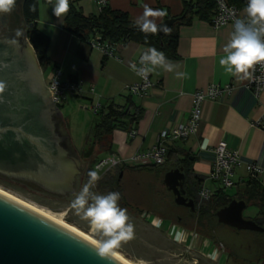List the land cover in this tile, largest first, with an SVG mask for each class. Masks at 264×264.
<instances>
[{
    "label": "crops",
    "instance_id": "0c3cea01",
    "mask_svg": "<svg viewBox=\"0 0 264 264\" xmlns=\"http://www.w3.org/2000/svg\"><path fill=\"white\" fill-rule=\"evenodd\" d=\"M55 2L56 0L49 3L39 0L36 24L50 39L48 48L50 67L46 70V77L39 65L38 67L43 80H48L49 72L55 67L60 71L61 81L82 80L85 89L83 94L67 93L59 106L60 114L61 107L66 108L74 102L77 105L80 102L78 106L84 110H88L84 106L94 103H99L101 109H105L111 103L123 104L125 96L129 95L127 86L139 80L130 65L135 63L148 47L140 43L127 42L116 47L113 56L106 57L98 49L63 29L65 16L58 18L53 14L52 7ZM72 2L86 15L97 14L100 10L95 0ZM144 4L152 8L165 9L168 15L163 20L178 16L183 9L182 0H106L107 6L127 12L132 21L142 14ZM15 10L18 12L17 6ZM9 14L11 11L0 13V24L3 27L4 21L5 26L9 22ZM232 31L230 25L216 27L210 21L196 17L189 24L180 25L177 28L176 57L169 59L177 65L176 70L167 72L157 67L150 73L152 87L141 96L132 95L133 101L142 111L141 118L131 129H114L111 132L108 152L99 153L96 151L97 146H90L93 154H98V159L114 156L124 160V163L117 166H127L129 169H125V173L157 172L160 174V181L163 180L165 172L175 167L173 162L176 159L188 157L191 176H199L200 187L208 188L211 191L210 196H213L226 192L218 182L209 178L215 157L214 146L223 140L228 148L236 150L240 156V164L234 168L232 176L235 182L232 186L235 189L234 194L237 193L239 196L243 193L245 183L249 179L256 180L259 189L264 190V91L255 95L247 86L249 79H239L220 66L219 60L224 55L223 47L230 39ZM34 56L36 58L35 53ZM176 72L183 75L177 77ZM210 84H228L231 91L214 100L207 99L203 102L196 132L184 140L168 141V150H171L172 154L169 159L166 155L163 165L149 168L145 166L152 164H135L130 160L133 155L148 151L157 142L158 134L162 130L183 122L190 112L193 93L196 90H204ZM91 87L93 91L89 92L88 88ZM83 99L86 102H82ZM62 119L64 122V116ZM64 124L66 126L65 122ZM67 135L78 159L87 165L88 161L81 160L80 156L89 147L91 136L85 138V144L79 150L72 144L68 131ZM102 153L103 156H99ZM247 164H253L260 169L255 177L250 176L246 169ZM135 166L144 168L134 169ZM237 195L236 199H243V196ZM154 218L157 219L156 223L160 224V220ZM172 228L177 229L168 226V230ZM187 235L190 239L192 233ZM196 245L209 246V242L203 240L196 242Z\"/></svg>",
    "mask_w": 264,
    "mask_h": 264
},
{
    "label": "water",
    "instance_id": "95a60500",
    "mask_svg": "<svg viewBox=\"0 0 264 264\" xmlns=\"http://www.w3.org/2000/svg\"><path fill=\"white\" fill-rule=\"evenodd\" d=\"M22 2L16 0L8 16V31L26 28ZM175 21L170 17L163 23L170 26ZM32 49L26 37L21 41L0 38V81L7 85L0 97V175L25 181L26 189L37 194L71 200L79 192L75 190L77 179L86 163L78 159L74 150L71 154L60 144L51 114L55 112L63 119L59 106L49 103L51 91L44 88ZM91 151L92 147L84 156ZM74 175L76 180L72 184ZM185 178L183 168L176 166L165 172L162 181L174 195L176 205L193 211L194 200L187 198L183 189ZM67 191L71 192L66 194ZM245 206L243 199L230 200L215 212L217 222L237 230L264 232V227L243 217ZM92 245L0 194V264H122L115 258L114 262L98 258Z\"/></svg>",
    "mask_w": 264,
    "mask_h": 264
},
{
    "label": "trees",
    "instance_id": "16d2710c",
    "mask_svg": "<svg viewBox=\"0 0 264 264\" xmlns=\"http://www.w3.org/2000/svg\"><path fill=\"white\" fill-rule=\"evenodd\" d=\"M45 3H49L53 0H42ZM229 5L237 7L240 12L246 15L244 9L247 5V0H226ZM70 2V11L64 18L63 29L77 36L81 41L90 43V40L99 35L101 39L108 41L115 48L127 43L135 42L140 43L146 47H155L160 51H163L165 55L170 58L176 57V44H177V28L180 25H187L191 20L196 17L211 21L212 16L215 13V3L213 0H182L183 9L182 12L175 16L176 21L169 26L171 29L170 34L147 35L140 32L130 20L127 12L122 10L112 9L107 5L100 7L97 14H84L80 8L74 6L72 0ZM35 5L36 10L31 11L32 6ZM22 18L25 22V37L32 46L39 67L42 71H46L50 67L48 48L50 44L49 37L37 27V19L39 14V0H23L21 6ZM170 18V17H169ZM58 104L57 106H60ZM142 111L138 105L132 99V95H126L124 103L121 105L109 104L105 109H100L96 113V118L92 126L89 129L90 143L89 147L94 145L97 146V152H108L110 150V134L114 129H131L137 121L141 118ZM64 132L67 134V129L64 124ZM83 159L88 161V164L82 170L81 174L77 179V185L75 190L79 191V185L83 186L87 183L89 177L88 172L94 170V164L99 160L97 155L93 154ZM172 151L168 150L167 158L171 157ZM168 160H166L167 162ZM174 166L181 165L184 170L190 175L191 185L195 191L200 188L199 176H191V169L189 167L190 161L188 157L182 159H176L173 162ZM145 167L158 168V165H147ZM134 169L144 168L142 166H135ZM129 169L127 166L116 168L114 171H104L100 173L101 179L92 188V191L97 194H107L108 192L117 191L121 194L119 201L120 207L125 204L123 190V176L124 170ZM122 172V176L119 178V174ZM0 183H4L5 187L10 185H18L20 187L28 188L25 181L17 179H8L6 176L0 175ZM78 188V189H77ZM30 189V188H29ZM44 194V192H42ZM235 195H225L218 193L217 195L210 196L203 206L196 208V214L198 215L196 220L198 225L196 230L198 232L207 231L210 232L214 226V221L217 224L215 212L226 205L230 200L235 198ZM246 202V199H250L251 196L258 197L264 200V190H260L257 181L249 179L245 183V189L240 194ZM194 203L197 204V194L191 197ZM254 221L264 227V208H259L255 216ZM224 225V224H223ZM202 226V227H201ZM253 232V231H251ZM257 236H264V232H255ZM232 254L230 253L229 256ZM260 264H264V256L257 257Z\"/></svg>",
    "mask_w": 264,
    "mask_h": 264
},
{
    "label": "rangeland",
    "instance_id": "374dc122",
    "mask_svg": "<svg viewBox=\"0 0 264 264\" xmlns=\"http://www.w3.org/2000/svg\"><path fill=\"white\" fill-rule=\"evenodd\" d=\"M43 74L46 77V71ZM43 84L47 87V79L43 80ZM81 101L86 102L85 99ZM78 105L74 102L66 108L61 107L60 110L61 115L65 118L64 122L70 140L80 150L85 144V138L89 137V129L96 115L91 110L85 109V111ZM88 150L89 147L84 153ZM92 152L87 157L92 156ZM99 156L102 157L103 153ZM80 157L83 160L82 155ZM116 168L118 166L112 167L110 171H114ZM159 175L152 171L124 174L123 188L126 197L122 208L127 209L130 222L134 225L135 235L132 240L122 243L121 247L116 250L117 252L136 264H260L257 257L264 256V236H257L255 232L237 230L214 221L215 228L212 234L218 243L213 241L212 244L209 242V246L204 245L197 248V239L193 233L188 239L187 232L184 234L175 228L168 230L166 223L159 224L158 222L157 224V219L149 212L142 213L147 208L146 206L150 207L151 201L154 202V208L161 212L165 211L167 204H170V208H166L170 213L176 214L182 209L172 205L171 194L165 190V186L159 180V178L161 179ZM0 188L44 209L55 217L61 218L64 222L94 238L88 222L78 217L71 209L73 198L63 200L46 197L18 185H10L7 188L4 183H0ZM225 189V195H234V187ZM134 203L141 205L137 207ZM259 208H264V200L251 196L250 199H246L242 215L244 218L254 220L253 217ZM230 253L231 256H229Z\"/></svg>",
    "mask_w": 264,
    "mask_h": 264
},
{
    "label": "clouds",
    "instance_id": "9594fccd",
    "mask_svg": "<svg viewBox=\"0 0 264 264\" xmlns=\"http://www.w3.org/2000/svg\"><path fill=\"white\" fill-rule=\"evenodd\" d=\"M16 0H0V13H9L15 6ZM35 5L31 11H35ZM53 14L61 18L70 11L69 0H56L52 7ZM246 17L236 19L230 39L223 47L224 55L219 64L224 70L239 79H250L255 65L264 64V0H247L244 9ZM168 15L165 9L152 8L143 5L142 14L133 20L134 26L142 33L156 35L170 34L171 29L163 18ZM161 21L158 23L157 21ZM20 32L17 31V35ZM140 67L135 63L131 69L141 77L147 79L148 75L157 67L167 72H174L177 68L163 51L155 47L147 48L139 59ZM177 77L183 73L176 72ZM6 82L0 81V97L5 92ZM103 165H97L88 172V181L71 201V209L82 220H86L92 231L93 249L98 258L114 262V253L122 243L134 238V225L130 222L127 209L120 207L121 194L117 191L107 194H97L92 188L101 179L99 170Z\"/></svg>",
    "mask_w": 264,
    "mask_h": 264
},
{
    "label": "built area",
    "instance_id": "2783aa9c",
    "mask_svg": "<svg viewBox=\"0 0 264 264\" xmlns=\"http://www.w3.org/2000/svg\"><path fill=\"white\" fill-rule=\"evenodd\" d=\"M95 1L100 7L106 5V0ZM213 1L215 3V13L210 22L216 27L230 25L233 30L235 20L246 17V15L242 14L237 7L229 5L226 0ZM89 45L98 49L106 57L114 55L115 47L108 43V41L101 39L99 35H96L95 38L91 39ZM143 52L139 55L135 62L137 67L141 66L139 64V59ZM47 78V88L51 91V100L56 105L62 104L67 93L78 95L85 92L82 80L68 82L61 81L60 71L58 68H52ZM152 85L153 83L150 80L149 74L147 79L139 77L138 82L128 85L126 89L131 95L141 96L150 87H152ZM247 86L255 95L264 91V64L255 65V70L253 71L251 78L248 80ZM88 91L92 92L93 88H88ZM230 91L231 86L228 84H210L204 90H196L193 93L192 105L187 118L183 122L176 124L171 128L162 130L158 134L157 142L152 145L148 151L135 154L130 158V160L135 164L163 165L168 153L167 142L184 140L196 132L201 118L203 102L207 99L214 100L219 98L225 93H230ZM84 108H87L96 114L100 111L101 105L99 103H94L88 106L86 105ZM214 154L215 157L211 165L209 178L212 181L218 182L221 188H230L234 186L235 182L232 179L234 168L240 164V156L238 152L228 148L226 143L221 140L215 144ZM120 163H124V160L115 158L114 156H107L99 159L94 164V169L97 165H103L99 172H104ZM246 169L250 173L251 177H255L260 171V169L253 164H247ZM210 195L211 191L205 186H201L197 191L199 202H205Z\"/></svg>",
    "mask_w": 264,
    "mask_h": 264
},
{
    "label": "flooded vegetation",
    "instance_id": "af4514ba",
    "mask_svg": "<svg viewBox=\"0 0 264 264\" xmlns=\"http://www.w3.org/2000/svg\"><path fill=\"white\" fill-rule=\"evenodd\" d=\"M8 23L6 24L5 27H3V25L0 24V38H8V39H12V40H18L21 41L23 39V37H25V30L20 31V30H15V31H8L7 30V26ZM17 31L20 32L19 35H17ZM45 90L47 89L46 86H44ZM49 103H51L52 105L57 106L56 104H54L52 101ZM51 120L53 122V126H54V131L58 134V136H60L61 140H60V144L65 147L71 154H74L73 149L71 147V143L69 142V138L68 136L66 137L65 133H64V122L63 120H61V118H59V115L56 114L55 112H53L51 114ZM69 142V143H68ZM69 144V145H68ZM82 159H85L86 157L84 156V154H82ZM178 167H182L181 165H177ZM183 168V167H182ZM184 170V168H183ZM186 178H185V184L183 185V189L186 191V197L187 198H191L192 196L194 197L195 194H197V191H195V189H193L192 185H191V178L190 175L187 174V172L184 170ZM121 174V175H120ZM119 174V178L122 176V172H120ZM75 175L73 176V180H72V184L73 181H75ZM123 185V184H122ZM73 190H74V186H73ZM72 190V191H73ZM124 190V188H123ZM165 190L171 194V203L174 206H178L180 208H182L180 211H178V213L173 214L170 213V211L166 210V208H170V204H167L165 207V211L161 212L159 210H156V208H154V202L151 201V205L146 206L147 208H145L143 212H149L150 214H153L154 217H157L160 220V224H164L166 223V226H174L176 227L180 232L185 233L187 232V234L193 233V235L195 236V238L197 239L196 242H200L203 240H206L207 242H210L212 244V242H216V239L213 237V230L214 228L210 231H202V232H198L196 230L197 227H200L198 225V221L196 220L197 218V214L195 213L196 208L198 209L200 206L204 205V202H199L198 198H197V204H195V209L193 211H191V209L189 207H186L184 205H176L173 202L174 199V195L172 194V192L170 190H168L165 187ZM71 191H67L65 192L70 193ZM133 204V203H132ZM137 207L141 204L139 203H134ZM150 210V211H149ZM202 227V226H201ZM167 231V230H165ZM196 247L198 248V246L196 245Z\"/></svg>",
    "mask_w": 264,
    "mask_h": 264
},
{
    "label": "bare ground",
    "instance_id": "6f19581e",
    "mask_svg": "<svg viewBox=\"0 0 264 264\" xmlns=\"http://www.w3.org/2000/svg\"><path fill=\"white\" fill-rule=\"evenodd\" d=\"M0 194L8 197L9 199L17 202V203H20L22 204L23 206L43 215L44 217L48 218L49 220L59 224L60 226L70 230L71 232L77 234L78 236L84 238L85 240L89 241L90 243L93 244L94 242V238H92L91 236H89L88 234H86L85 232L81 231L80 229H78L77 227L73 226V225H70L66 222H64L61 218H58V217H55L54 215L46 212L44 209L42 208H39L31 203H28L27 201H24L14 195H12L11 193L5 191L4 189L0 188ZM114 258L116 260H118L119 262H121L122 264H136V263H133L132 261L124 258L119 252H115L114 253Z\"/></svg>",
    "mask_w": 264,
    "mask_h": 264
}]
</instances>
